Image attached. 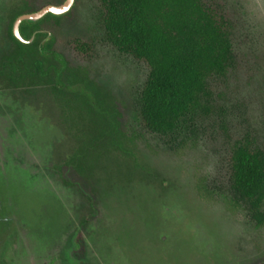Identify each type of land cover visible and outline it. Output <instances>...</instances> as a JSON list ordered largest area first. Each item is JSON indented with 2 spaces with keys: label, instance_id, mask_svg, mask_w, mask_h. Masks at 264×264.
<instances>
[{
  "label": "rangeland",
  "instance_id": "obj_1",
  "mask_svg": "<svg viewBox=\"0 0 264 264\" xmlns=\"http://www.w3.org/2000/svg\"><path fill=\"white\" fill-rule=\"evenodd\" d=\"M216 1L233 22L234 69L191 120L163 133L138 120L149 70L109 41L99 0L25 28L50 34L39 40L55 38L52 49L101 87L121 134L118 146L95 141L89 180L67 185L68 162L96 135L92 117L46 82L0 77V264H264V188L244 198L229 176L238 143L264 153V0ZM19 3L0 0V61L16 48ZM81 39L87 54L76 50Z\"/></svg>",
  "mask_w": 264,
  "mask_h": 264
},
{
  "label": "trees",
  "instance_id": "obj_2",
  "mask_svg": "<svg viewBox=\"0 0 264 264\" xmlns=\"http://www.w3.org/2000/svg\"><path fill=\"white\" fill-rule=\"evenodd\" d=\"M104 11V27L109 41L120 51L144 64L148 76L140 92L138 120L153 132H169L192 115L213 97L212 85L225 77L236 64L232 44L233 22L226 7L216 0H99ZM46 0H20L19 8L33 13ZM47 4V3H46ZM45 4V5H46ZM30 7V8H29ZM27 14V13H26ZM37 24L23 22L21 35L30 40L33 36L25 28ZM13 36V34H12ZM32 43L25 44L13 36L16 48L0 61V77L14 84L25 80L43 81L62 94L81 101L96 127L93 139L84 146L68 167L72 170L62 175L63 182L72 184L76 177L89 180L86 172L90 151L95 141L108 139L118 146L121 132V113L110 105L94 81L80 76L65 57L54 51L50 42L41 37L49 34L37 32ZM78 53L90 52L89 41L81 39L75 44ZM251 143H238L230 154L229 176L233 189L250 199L264 188V153L253 149ZM81 181V180H80ZM82 190V189H81ZM92 211L95 205L88 198ZM82 226L87 223L84 219ZM80 247L73 257L84 259L85 247Z\"/></svg>",
  "mask_w": 264,
  "mask_h": 264
},
{
  "label": "water",
  "instance_id": "obj_3",
  "mask_svg": "<svg viewBox=\"0 0 264 264\" xmlns=\"http://www.w3.org/2000/svg\"><path fill=\"white\" fill-rule=\"evenodd\" d=\"M74 3L75 0H66L60 6L48 5L37 12L20 15L19 17H17L13 25V34L15 38H17L19 41L25 44L32 43L35 39V36H33L30 40H26L21 35L20 26L23 22H26L28 24H36L39 21H41L43 18H45L48 14L58 17L63 16L72 9ZM49 38H50V34H49Z\"/></svg>",
  "mask_w": 264,
  "mask_h": 264
},
{
  "label": "flooded vegetation",
  "instance_id": "obj_4",
  "mask_svg": "<svg viewBox=\"0 0 264 264\" xmlns=\"http://www.w3.org/2000/svg\"><path fill=\"white\" fill-rule=\"evenodd\" d=\"M36 33H37V32H35V34H36ZM35 34H34V35H35ZM32 36H33V35H32ZM44 38H45V37H44ZM42 42H43V41H42Z\"/></svg>",
  "mask_w": 264,
  "mask_h": 264
}]
</instances>
